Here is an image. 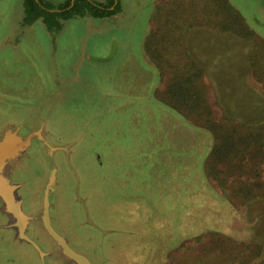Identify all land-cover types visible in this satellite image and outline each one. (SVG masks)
I'll list each match as a JSON object with an SVG mask.
<instances>
[{
    "label": "rangeland",
    "instance_id": "1",
    "mask_svg": "<svg viewBox=\"0 0 264 264\" xmlns=\"http://www.w3.org/2000/svg\"><path fill=\"white\" fill-rule=\"evenodd\" d=\"M227 2L257 36L264 38L263 0ZM3 3L5 0H0V5ZM152 3L129 0L137 18L135 27L127 29L133 44L144 29ZM10 5V10L0 12V87L25 105L12 106L0 100V110L19 114L24 109L29 113L34 106L39 120L46 122L60 141L73 138L75 130L82 134L71 149L70 163L79 182L75 192L83 201L73 200L70 188L74 178L59 156L60 185L52 200L50 197L56 206L46 209L48 219L52 216L51 226L67 244L93 264H220L223 258L239 260L250 255H255L252 262L257 264L264 259V204L253 200L250 205L235 207L216 196L203 173L207 140L194 148L187 163L177 165L172 155L180 154V149L171 148L164 149L169 153L165 156L169 165H154L156 148L150 146L153 71L140 66L118 69L112 65L116 62L114 51L104 59L92 56L86 66V62L80 65L79 58H72L75 52L69 47L63 58L59 50L54 52L56 34L38 21L30 24L29 30L20 29L14 24L17 4L13 0ZM199 39L197 47L206 60L211 87L210 102L217 113L221 110V121L225 125L230 121L264 123V88L250 76L247 62L252 42L208 32H202ZM60 62L65 83L59 84L54 82V74L61 73ZM152 161L153 166H149ZM240 163L237 160L232 165ZM13 169L24 182L18 190L24 197L23 210L35 212L41 206L39 191L47 174L42 154L26 150ZM239 171L243 177L233 175L231 182L264 183V160ZM128 196L145 202L129 211ZM85 203L95 228L84 222ZM145 214L153 215L146 224L132 222ZM5 220L0 212V251L4 257L11 256V264H39V255L28 243L14 239L10 229L1 227ZM39 220L31 221L28 229L42 248L52 251L46 264H73L60 255L58 245L44 231L42 214ZM255 245L261 246L259 253ZM4 261L0 259V264Z\"/></svg>",
    "mask_w": 264,
    "mask_h": 264
},
{
    "label": "crops",
    "instance_id": "2",
    "mask_svg": "<svg viewBox=\"0 0 264 264\" xmlns=\"http://www.w3.org/2000/svg\"><path fill=\"white\" fill-rule=\"evenodd\" d=\"M12 1L13 0H5V3L0 5V12L10 10L11 9L10 4ZM48 1L52 3H60L64 0H48ZM96 1L104 2L105 0H96ZM152 1L153 3L150 9L148 10L144 29L139 31L134 44L129 41V38L127 36V31H128L127 29H131L132 27L133 28L135 27L137 21V18H135L136 8H132L134 6L133 5L131 6V4L129 5V0H119L120 10L111 15L103 16V17L83 16V17L70 18L62 21L63 22L62 28L59 31L54 32L56 34V41H55L56 44H54L55 46L54 52L59 50V52L63 53V58H66V53L69 52L67 48L69 47L72 52H75V56H73L72 58L73 59L79 58L80 65L83 62H86L84 64V66H86L89 64V61L87 59L91 58L92 56L104 59L105 56H107L111 51H114L112 59L116 62L112 63V65H114L118 69H120L121 67H130L131 69L133 68L135 70L137 66L147 67L151 69L153 71L154 83H153V142L150 143V146L153 145V147L156 148L155 154L157 155H155L156 159L154 165L155 166L169 165L167 163L168 158H165V156L169 154L167 151H169V149L171 148L174 149L177 148V150L180 149L179 150L180 154L172 155V158H174L173 160L177 162V165L187 163L189 160L188 155L194 150V148L200 146L201 144H206V140H207L208 147L204 152L205 156L202 163L203 173H204L206 156L212 145V138L210 134L205 129L191 126L189 122L186 119H184V117L181 114L177 113L176 111H173L169 106H167L165 103L161 102L159 99L155 97V91L158 89H162L163 84L159 77V71L157 67L150 61V59L147 57L144 51V43L147 33L151 29H153V26L155 25V23L153 22V12L157 8L158 4L167 3L168 0H152ZM14 3L17 4V14L15 17L14 24L17 25V27H19L20 29L29 30L31 25H25L22 23V16H23L22 0H14ZM108 9H112V8L109 7ZM36 21L40 22L43 25V23L40 20H36ZM187 24H189V26L186 27V30L183 32L181 37L185 41V47L187 48L188 54L197 62V64L203 70V81L208 87L209 105L212 109L214 119L217 121L219 120L221 121L223 117L221 110L219 111V113H217L216 109L214 108V105H212V103L210 102L211 87L209 80L207 78L206 60L203 56H201L197 45L200 42L199 38H202V32H205V35L207 32L210 34H217L218 36H220V38L225 37L227 39L229 38L232 39V35H228V36L223 35L218 31H216L214 28L206 27L205 25H199V22L195 25L192 24L190 25V22H188ZM77 29H79L78 35H77ZM132 30L130 32H132ZM132 45L133 48L131 47ZM77 51L79 52V55L81 54V56L76 55ZM128 57L131 60H129ZM10 61L12 62V60ZM62 65H63L62 62H60V70L62 69ZM104 65L105 64H102V67H104ZM77 67L78 65L75 64V68ZM250 76L248 78L249 80L251 79ZM54 82L59 84L65 83L64 78L62 77V70L60 74L57 73L54 74ZM55 95L59 96V93H55L54 96ZM0 100L12 106L14 104H18L19 106L25 105V102L19 101V99H16L13 96V94H9L8 92H6L4 87H0ZM219 106L222 109V105L220 104ZM20 114L22 115L18 116ZM1 116L3 117V119L2 121H0V140L3 138L5 132L8 131L10 134H13L19 140L25 142L22 149L16 152L14 154L15 156L13 155L12 159L2 163L1 166H4L3 167L4 176L7 179L8 185L11 186V191L15 199L19 200V207L21 213L23 214V216L27 218L25 225H23L22 227L20 223H19L20 226L18 224L10 225V219H11L10 214L2 209V201L0 200V212L4 214L6 218L4 224H2L1 227L10 229L12 231V236L14 239L20 242L28 243L39 255V262H40L39 264H46L47 256L49 255V253H52V251L51 250L47 251L45 250V248H42L40 246V244L37 242L34 236V233L32 231L30 233L28 229V224L33 220H38V222L40 221L39 218L42 214V208H44V202H46V209H49V206L51 207V204H53V207L51 209H54L56 206L54 202L52 203V201H50L49 193L54 192L55 195L57 188L60 185V181L58 180V173H59L58 165L56 163V158L58 159L59 156L60 158H62V160L65 161L66 166H68V169L70 170L69 171L70 175L74 178V184L72 185L70 190L72 192L73 200L78 202V199L75 196V190H76V185L77 183L79 184V182L76 172L71 167L72 165L70 163V153L73 146L80 140V138H82V134L80 131L75 130L76 135L73 138H70L65 141H60L58 134L56 132H53L51 128L47 127L46 122L44 123V121L39 120L38 115H36V113L34 112V106L32 110L29 111V113H27L24 109H21V112L19 114H15L13 112L12 114H9L6 110L5 111L0 110V117ZM45 116L47 118L49 116V113H46ZM47 137L50 139L52 138V140L47 139ZM37 139L40 143L36 142ZM164 149L167 150L166 151L167 153L165 152ZM199 149L200 148H198L197 150ZM26 150L32 153H41L44 158V162L47 166V174L44 180L42 181V186L39 191L41 206L38 210L31 213L25 212L22 208L24 197L22 196V194L18 192V190H20L21 187H23L24 182L21 179V174L16 169H13L14 165L17 163V161L21 158L22 154ZM51 166H54L55 173L51 171ZM149 166H153V161ZM205 181H206V177H205ZM44 196H46V200H44ZM125 200L129 203L128 205L129 211L130 209H134L137 205H141L142 203L145 202L144 200L143 201L137 200L134 196L133 197L128 196L127 198H125ZM84 201L86 202L85 198ZM82 213H83L84 222L87 225H90L91 227L95 228L94 224H90L85 221L84 210ZM141 217L142 218L137 217V219L134 218L132 222L137 223L138 221H140L141 222L140 224L142 223L146 224L151 220L150 218L153 217V215L150 216L148 214H145V216H141ZM49 223L51 225L50 219H49ZM43 229L47 234L46 229L44 227ZM54 231L57 234H59L56 230ZM101 232L103 234L106 233L103 231ZM59 235L62 236L61 234ZM48 236L51 237L54 240V242H56L52 236H50L49 234ZM63 239L66 241L64 237ZM56 244L58 245L60 255L66 257L65 255L61 254L60 245L57 242ZM11 258H12L11 256L4 257L3 253L0 251V259L5 260L2 264H11ZM87 259L90 261L89 258ZM70 262L76 264L72 260H70ZM91 264L93 263L91 262Z\"/></svg>",
    "mask_w": 264,
    "mask_h": 264
},
{
    "label": "trees",
    "instance_id": "3",
    "mask_svg": "<svg viewBox=\"0 0 264 264\" xmlns=\"http://www.w3.org/2000/svg\"><path fill=\"white\" fill-rule=\"evenodd\" d=\"M264 1V0H263ZM64 0L52 3L48 0H22V23L30 25L40 20L45 28L54 33L59 31L64 20L91 16L103 17L120 10L117 0L104 2L96 0ZM155 25L146 36L144 51L157 67L163 88L155 91V97L181 114L193 127L205 129L212 138L207 153L204 174L206 183L230 206L250 205L255 200L264 204V183H254L230 178L233 175L243 177L244 166L264 160V123L256 125L242 124L214 119L208 101V87L203 81V70L188 54L182 34L187 24L205 25L214 28L223 35H232L239 39L250 40L253 49L247 57L252 78L264 88V39L244 21L242 15L233 9L227 0H197L180 2L168 0L160 3L153 12ZM264 96V92H263ZM239 160L241 165H232ZM240 179V178H239ZM180 246V245H179ZM258 252L261 250L260 245ZM220 246L216 247L220 250ZM247 254V253H246ZM250 255L244 259L223 258L220 264H255ZM227 259V262H225ZM264 263V259L257 264ZM211 264H217L212 261Z\"/></svg>",
    "mask_w": 264,
    "mask_h": 264
},
{
    "label": "water",
    "instance_id": "4",
    "mask_svg": "<svg viewBox=\"0 0 264 264\" xmlns=\"http://www.w3.org/2000/svg\"><path fill=\"white\" fill-rule=\"evenodd\" d=\"M72 1L70 2L69 8L72 5ZM117 0H114L113 5L116 4ZM25 142L16 138L13 134H10L8 131L5 132L3 138L0 140V200L2 201V209L10 214V225L18 224L21 227L25 225L27 218L23 216L19 207V200L15 199L12 191L11 186L8 185L7 179L4 176L3 167L1 166L2 163L9 161L13 158V155L22 149ZM15 156V155H14ZM51 171L55 173L54 166H51ZM76 191H78V183L76 185ZM75 196L77 199H81L77 196L75 192ZM44 200H46V196H44ZM83 201V199H81ZM85 217L87 218V223L93 224V222L89 219L87 208L83 205ZM42 220L44 223V227L47 230L48 234L52 236L55 241L61 247V254L68 257L70 260L74 261L76 264H91V262L82 254L77 253L72 248H70L66 241L63 239L62 236L57 234L52 226L49 223V219L46 213V202H44V211L42 213ZM20 223V224H19ZM104 232V231H103ZM22 237V236H21ZM24 237V236H23Z\"/></svg>",
    "mask_w": 264,
    "mask_h": 264
},
{
    "label": "flooded vegetation",
    "instance_id": "5",
    "mask_svg": "<svg viewBox=\"0 0 264 264\" xmlns=\"http://www.w3.org/2000/svg\"><path fill=\"white\" fill-rule=\"evenodd\" d=\"M47 139H50V138L47 137ZM50 140H52V138H51ZM36 142H39L38 139L36 140ZM39 143H40V142H39ZM16 175H17V174H16ZM53 195H54V192H52V193L50 192V193H49V197L52 198ZM50 204H51V203H50ZM79 204H80V203H79ZM80 206H81V204H80ZM52 207H53V204H51V207L49 206V211L51 210ZM50 219H52V216H51V215H50Z\"/></svg>",
    "mask_w": 264,
    "mask_h": 264
}]
</instances>
